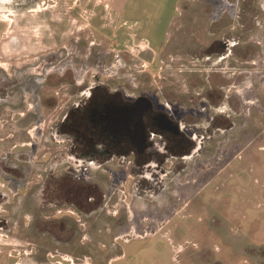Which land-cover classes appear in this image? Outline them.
<instances>
[{"label": "rangeland", "instance_id": "rangeland-1", "mask_svg": "<svg viewBox=\"0 0 264 264\" xmlns=\"http://www.w3.org/2000/svg\"><path fill=\"white\" fill-rule=\"evenodd\" d=\"M248 7V0H0V70L61 54L45 68L58 75L54 82L42 78L44 95L65 87L71 70L75 87L95 76L167 102L172 116L198 115L191 95L212 84V70H243L235 61L199 60L205 53L198 47L220 37L210 28L216 23L217 32L230 25L235 40L250 42L252 72L243 84L242 119L249 120L238 118L232 130L206 141L201 157L182 162L185 172L169 178L164 190L130 195L128 171L115 180L104 171L111 179L101 220L58 207L56 224L35 222L39 209L26 207L9 238L0 234V251L9 244L8 264H264V0L256 3L252 29L241 25L249 24ZM15 37L21 46L10 44ZM50 112H40L42 158L51 152ZM54 229L63 232L32 234Z\"/></svg>", "mask_w": 264, "mask_h": 264}, {"label": "flooded vegetation", "instance_id": "flooded-vegetation-1", "mask_svg": "<svg viewBox=\"0 0 264 264\" xmlns=\"http://www.w3.org/2000/svg\"><path fill=\"white\" fill-rule=\"evenodd\" d=\"M248 1L249 24L241 25L252 29L251 24L257 18L256 3L259 5L262 0ZM216 24H211L210 28L214 27L220 37H213L209 44L198 47L205 53L197 55L199 60L205 56L222 60V63L234 64L235 61L242 63L243 70L237 75L233 70H212V84L191 95L195 106H200L198 115L172 116L167 102L155 103L149 94L138 91L125 93L123 88L107 86L95 76L75 87L71 70L67 71L65 87H53L51 94L44 95L39 84L42 78L53 82L57 79V71H45V68L56 65L62 58L57 54L59 50L38 56L32 62L24 61L12 71L1 69L2 237L9 238L14 224L21 225L29 212L26 207L39 209L34 215L35 222L56 224L58 207L84 213L90 220L105 218L104 206L109 201L106 183L111 178L107 179L104 171L111 172L113 180L128 171L130 195L141 191L158 194L169 178L175 179L185 172L182 162L187 164L201 157L206 141L219 132L232 130L238 118H243L242 107L247 96L243 84L250 81L249 73L252 74L248 65L251 44L235 40L234 28L229 24L220 32ZM223 32L225 34H221ZM15 38L10 44L21 46L20 39ZM236 47H241L240 55ZM215 73L220 74H217L220 78L214 80ZM221 73L225 75L222 77ZM251 81L255 82V78ZM58 99L62 100L60 104ZM43 109L51 111L47 128L51 152L44 155V159L39 126ZM43 211L51 213L47 221L40 218ZM42 232L56 238L63 231L54 229L32 234L37 237ZM1 245L0 264H8L9 244Z\"/></svg>", "mask_w": 264, "mask_h": 264}, {"label": "crops", "instance_id": "crops-1", "mask_svg": "<svg viewBox=\"0 0 264 264\" xmlns=\"http://www.w3.org/2000/svg\"><path fill=\"white\" fill-rule=\"evenodd\" d=\"M169 34V33H168ZM145 45L148 47V44L145 42ZM252 97H250V94L248 93V99H251ZM246 100H247V98H246ZM263 101H264V96H263ZM263 105H264V102H263ZM256 121H258V120H256ZM264 125V124H263ZM263 125H261V126H263Z\"/></svg>", "mask_w": 264, "mask_h": 264}]
</instances>
